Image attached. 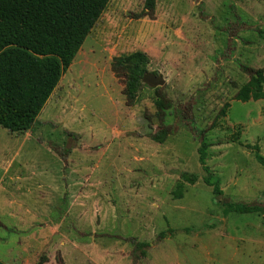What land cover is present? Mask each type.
Instances as JSON below:
<instances>
[{
    "label": "rangeland",
    "instance_id": "1",
    "mask_svg": "<svg viewBox=\"0 0 264 264\" xmlns=\"http://www.w3.org/2000/svg\"><path fill=\"white\" fill-rule=\"evenodd\" d=\"M135 51L166 80L164 121L155 88L143 83L130 106L112 71ZM245 66L264 70V0H155L153 12L146 0H110L32 128L0 125V260L264 264L262 213L223 202L264 208V98L233 99ZM202 134L223 195L203 180Z\"/></svg>",
    "mask_w": 264,
    "mask_h": 264
},
{
    "label": "trees",
    "instance_id": "2",
    "mask_svg": "<svg viewBox=\"0 0 264 264\" xmlns=\"http://www.w3.org/2000/svg\"><path fill=\"white\" fill-rule=\"evenodd\" d=\"M110 0H0V125L12 132L28 131L36 122L48 99L58 86L62 76L72 65L96 22ZM153 12L155 0H146ZM150 57L146 52L135 51L113 58L111 66L116 77L124 83L126 103L135 105L142 78L148 71ZM250 70V79L234 94L233 99L248 102L264 98V70ZM157 74V73H156ZM156 115L164 121L172 101L161 87L155 88ZM230 106L224 103L211 125L225 116ZM168 126L152 134L163 142L171 133ZM201 136L199 161L206 175L204 182L213 187L215 195H223L220 181L207 165L210 146L205 135ZM255 149H259L256 145ZM256 159L264 164V157L256 153ZM183 182L194 184L196 173L181 172ZM182 183L179 187L182 188ZM177 195H182L181 190ZM225 211L240 213L261 212L264 208L224 198ZM162 236L165 233H160ZM140 243L137 248H143ZM145 253L142 252V255ZM145 256V255H144ZM42 256L37 264H44ZM0 264H6L0 260Z\"/></svg>",
    "mask_w": 264,
    "mask_h": 264
},
{
    "label": "water",
    "instance_id": "3",
    "mask_svg": "<svg viewBox=\"0 0 264 264\" xmlns=\"http://www.w3.org/2000/svg\"><path fill=\"white\" fill-rule=\"evenodd\" d=\"M142 82L152 88H157L164 86L166 80L162 74L147 71L143 75Z\"/></svg>",
    "mask_w": 264,
    "mask_h": 264
}]
</instances>
